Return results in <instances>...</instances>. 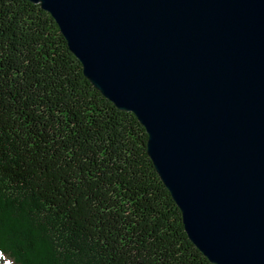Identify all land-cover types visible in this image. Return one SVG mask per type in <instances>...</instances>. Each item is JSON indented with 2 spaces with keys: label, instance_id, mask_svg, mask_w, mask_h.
Returning a JSON list of instances; mask_svg holds the SVG:
<instances>
[{
  "label": "water",
  "instance_id": "95a60500",
  "mask_svg": "<svg viewBox=\"0 0 264 264\" xmlns=\"http://www.w3.org/2000/svg\"><path fill=\"white\" fill-rule=\"evenodd\" d=\"M146 152L212 264H264V0H28Z\"/></svg>",
  "mask_w": 264,
  "mask_h": 264
},
{
  "label": "trees",
  "instance_id": "16d2710c",
  "mask_svg": "<svg viewBox=\"0 0 264 264\" xmlns=\"http://www.w3.org/2000/svg\"><path fill=\"white\" fill-rule=\"evenodd\" d=\"M0 69V264H212L189 241L144 128L85 79L39 5L0 0ZM20 72L43 79L47 103L20 95Z\"/></svg>",
  "mask_w": 264,
  "mask_h": 264
},
{
  "label": "snow or ice",
  "instance_id": "6c2138e0",
  "mask_svg": "<svg viewBox=\"0 0 264 264\" xmlns=\"http://www.w3.org/2000/svg\"><path fill=\"white\" fill-rule=\"evenodd\" d=\"M3 72V69H0V73ZM18 75L20 76V79L18 81H16V88L18 90V92L20 93V95L24 96L25 99L29 102L32 103L33 101H31L30 97L32 96V94L35 92L36 94H38L40 96L41 99L44 100L45 103L48 102V100L50 99L49 96L45 95V85L43 82L42 78H38L35 81H28L25 82V76L23 72L18 73ZM15 79V78H13ZM2 89H3V85H0V94H2ZM51 90V87H50ZM18 97H14V99H17ZM101 156H103V152L100 153ZM132 228H135L136 225L132 224L131 225ZM128 237H131V231H129L128 233Z\"/></svg>",
  "mask_w": 264,
  "mask_h": 264
}]
</instances>
